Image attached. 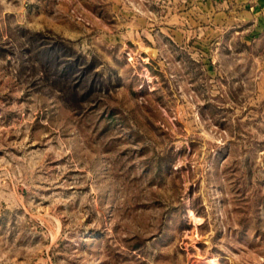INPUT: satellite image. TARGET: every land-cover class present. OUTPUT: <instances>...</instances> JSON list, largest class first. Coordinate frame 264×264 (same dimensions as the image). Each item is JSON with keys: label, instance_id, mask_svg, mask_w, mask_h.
Instances as JSON below:
<instances>
[{"label": "rangeland", "instance_id": "1", "mask_svg": "<svg viewBox=\"0 0 264 264\" xmlns=\"http://www.w3.org/2000/svg\"><path fill=\"white\" fill-rule=\"evenodd\" d=\"M0 264H264V0H0Z\"/></svg>", "mask_w": 264, "mask_h": 264}]
</instances>
